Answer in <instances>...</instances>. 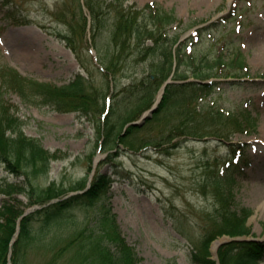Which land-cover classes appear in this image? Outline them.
Listing matches in <instances>:
<instances>
[{
  "label": "rangeland",
  "instance_id": "374dc122",
  "mask_svg": "<svg viewBox=\"0 0 264 264\" xmlns=\"http://www.w3.org/2000/svg\"><path fill=\"white\" fill-rule=\"evenodd\" d=\"M99 1L105 12L115 4L114 0ZM65 3L0 0V63L9 64L22 76L58 86L69 85L78 75H88L66 41L58 37L59 33L69 31L57 18ZM124 4L136 12L141 23L150 18L148 6L152 4L174 15L176 22L167 26L165 32L191 44L198 56L212 60L223 57L227 63L234 58L243 60L242 69L230 64L217 72L218 77L206 81L217 85L212 94L196 103L201 118L191 121L225 137L178 139L174 142L179 146L170 155H161L154 149L135 152L118 141L113 147L105 145L96 118L27 104L15 91L7 90L4 99L24 122V133L60 156L53 161L49 174L37 181L43 186L55 183L58 188H70L87 177L85 190L69 192V197L84 193L98 173L111 180L106 194L96 197L90 206L71 210L68 222L54 226L49 236L31 245L27 264H49L56 251L75 234L84 230L90 234L96 226L100 228L103 215L115 221L145 263L196 264L193 251L201 246L218 215L216 179L230 173L234 206L252 212L248 218L251 234L238 239L264 245V195L257 198L253 194L257 188L264 191V0H125ZM84 10L89 15L85 5ZM112 23V19H107L100 45L107 42ZM84 40L81 55L88 62L95 44L89 26ZM140 72V66L133 67L118 76L117 82L113 80L111 99L119 98L120 89ZM188 81L196 82L192 76ZM211 106L230 116L250 115L254 123L247 125L246 131H236L227 122L214 125L207 116ZM146 130L154 135L165 132L157 123ZM238 148L243 158L236 165L234 149L236 152ZM4 181L19 186L23 192L4 193ZM28 190L24 178L10 174L0 159V207L12 202L27 214L41 209L42 205L31 204ZM232 239L223 235L211 243L213 260L219 259V249ZM220 240L223 243L215 255L213 245ZM66 260L59 259L55 264H64ZM258 264H264V256Z\"/></svg>",
  "mask_w": 264,
  "mask_h": 264
},
{
  "label": "trees",
  "instance_id": "16d2710c",
  "mask_svg": "<svg viewBox=\"0 0 264 264\" xmlns=\"http://www.w3.org/2000/svg\"><path fill=\"white\" fill-rule=\"evenodd\" d=\"M65 2L64 10L57 18L69 31L59 33L58 37L66 41L88 75H78L69 85L58 86L22 76L9 64L0 63V159L10 174L22 176L27 182L31 204L42 205L41 209L26 216L18 204L6 202L0 207V264H27L31 245L49 236L54 226L68 222L71 210L90 206L96 197L106 194L111 181L109 176L98 173L87 191L69 197L66 196L69 192L85 190L87 177L70 188H58L55 183L43 186L37 181L49 174L53 161L60 156L24 133V122L4 99L7 90L15 91L27 104L51 107L62 113L81 112L96 118L105 145L113 147L118 141L125 149L135 152L154 149L161 155H170L179 146L174 142L178 139H204L212 135L218 139L225 137V134L208 132L201 124L191 122L201 118L196 103L212 94L217 85L197 80L218 77L217 72L230 64L236 68L245 67L240 58L227 63L223 57L212 60L196 55L193 49L188 50V45L180 42L178 36L172 37L165 32L167 26L176 22L175 16L154 4L148 6L150 18L141 23L136 12L124 7L125 0H114L115 4H111L107 12L103 11L99 0ZM84 5L91 17L98 63L90 54L88 62L81 55L89 26ZM107 19L113 20L109 38L107 36V42L100 45L99 39L106 29ZM139 66L140 75L122 87L119 98L112 99L108 106L111 82H117L130 68ZM191 76L196 82L188 81ZM170 78L174 83L166 86L158 110L143 126H130L123 135L127 124L139 120L153 107L159 91ZM207 116L211 117L214 125L227 122L236 131H246L245 127L254 123L250 115L230 116L212 106ZM153 123L161 125L165 132L159 135L148 133L146 129ZM234 153L233 159L241 161V149H236V152L234 149ZM232 177L233 173H230L216 179L218 215L207 229L201 246L193 251L196 264H258L264 256L263 244L243 240L225 243L218 251L219 259H212L210 247L217 237L228 235L235 238L251 234L248 218L252 212L234 206ZM1 188L8 195L23 192L22 188L7 181ZM53 200L58 201L52 203ZM99 223L100 228L96 226L90 234L84 230L70 238L56 251L49 264H55L59 259H67L64 264H147L122 235L115 221L103 215Z\"/></svg>",
  "mask_w": 264,
  "mask_h": 264
},
{
  "label": "water",
  "instance_id": "95a60500",
  "mask_svg": "<svg viewBox=\"0 0 264 264\" xmlns=\"http://www.w3.org/2000/svg\"><path fill=\"white\" fill-rule=\"evenodd\" d=\"M160 102V101H159ZM159 102L149 111V112H147L143 117H142V119L139 121V122H134V123H131V124H129V125H132V126H141V125H143L144 123H145V121H146V119L148 118V117H150L152 114H153V112L154 111H156V109L158 108V104H159Z\"/></svg>",
  "mask_w": 264,
  "mask_h": 264
},
{
  "label": "bare ground",
  "instance_id": "6f19581e",
  "mask_svg": "<svg viewBox=\"0 0 264 264\" xmlns=\"http://www.w3.org/2000/svg\"><path fill=\"white\" fill-rule=\"evenodd\" d=\"M254 195H256L257 198L261 197L264 195V191L257 188V189H254ZM223 243V240H220V241H217L214 243L213 245V251H214V254L216 253L217 249L219 248V246Z\"/></svg>",
  "mask_w": 264,
  "mask_h": 264
}]
</instances>
